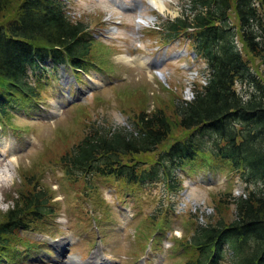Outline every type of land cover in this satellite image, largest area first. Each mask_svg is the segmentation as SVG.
<instances>
[{
	"label": "rangeland",
	"instance_id": "obj_1",
	"mask_svg": "<svg viewBox=\"0 0 264 264\" xmlns=\"http://www.w3.org/2000/svg\"><path fill=\"white\" fill-rule=\"evenodd\" d=\"M8 1L13 6L17 0ZM59 1L70 20L87 26L81 38L88 51L81 68L49 57L29 65L26 84L32 97L0 87V142L11 149L0 160V220L17 192L42 188L48 204L43 219L28 218L24 230L1 235L9 244L0 247V264H99V257L107 264H187L195 251L185 240L194 227L207 216L211 223L231 220L230 197L243 192L244 184L225 163L189 161L174 172L172 188L160 178L130 186L94 175L74 181L58 163L89 126L132 130L138 113L154 109L174 122L175 100L191 96L193 86L204 81L206 67L190 53L186 36L166 38L161 30L182 15L186 0H161L163 12L148 6V0ZM122 3H137L138 11L123 12ZM238 46L250 75L234 84L242 94L254 81L264 85V71ZM120 56L144 64L128 65ZM184 134L171 124L158 150ZM155 154L132 159L147 164ZM224 257L219 264H228Z\"/></svg>",
	"mask_w": 264,
	"mask_h": 264
},
{
	"label": "trees",
	"instance_id": "obj_2",
	"mask_svg": "<svg viewBox=\"0 0 264 264\" xmlns=\"http://www.w3.org/2000/svg\"><path fill=\"white\" fill-rule=\"evenodd\" d=\"M185 3L182 15L161 30L166 38L186 36L193 56L206 67L204 81L193 86L191 96L175 100L174 122L154 109L138 113L132 130L89 126L58 163L62 174L74 181L94 175L130 186L160 178L170 188L174 172L189 161L205 156L209 166L225 163L244 184L243 192L230 197L231 220L211 223L207 216L194 227L185 240L195 251L187 264H219L225 255L228 264H264V85L254 81L242 94L234 88L250 77L239 44L264 71V0ZM86 29L83 22L65 15L59 0H17L13 6L0 0V87L17 96H34L25 70L43 57L81 68L88 51L81 38ZM171 124L185 134L158 150L169 137ZM155 152V159L147 164L132 159ZM47 206L42 188L17 192L0 220V247L9 244L1 235L24 230L28 218L43 219Z\"/></svg>",
	"mask_w": 264,
	"mask_h": 264
},
{
	"label": "bare ground",
	"instance_id": "obj_3",
	"mask_svg": "<svg viewBox=\"0 0 264 264\" xmlns=\"http://www.w3.org/2000/svg\"><path fill=\"white\" fill-rule=\"evenodd\" d=\"M148 2H150V5H151L152 8H154L155 10H157L159 12H163V10L165 9L161 0H148ZM128 58H126L124 56H120L118 59H120L124 63H127L128 65L136 64V65L140 66V65L144 64V62L141 61L140 58H133V57H130V56H128ZM1 147H2V150H0V160L2 158L7 157L9 155L8 152L11 150L10 149V144H7L5 142H0V148ZM1 178H2V176H1Z\"/></svg>",
	"mask_w": 264,
	"mask_h": 264
}]
</instances>
